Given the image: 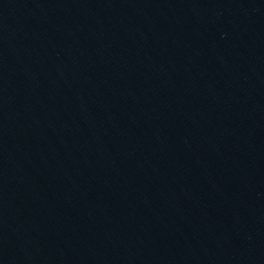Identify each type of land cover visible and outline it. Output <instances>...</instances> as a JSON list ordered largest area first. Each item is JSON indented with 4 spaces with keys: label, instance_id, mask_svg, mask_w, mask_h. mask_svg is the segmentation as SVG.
I'll return each mask as SVG.
<instances>
[{
    "label": "water",
    "instance_id": "obj_1",
    "mask_svg": "<svg viewBox=\"0 0 264 264\" xmlns=\"http://www.w3.org/2000/svg\"><path fill=\"white\" fill-rule=\"evenodd\" d=\"M0 264H264V0H0Z\"/></svg>",
    "mask_w": 264,
    "mask_h": 264
}]
</instances>
